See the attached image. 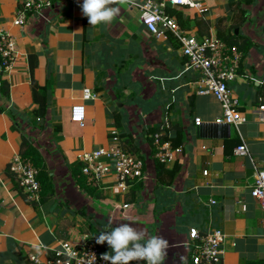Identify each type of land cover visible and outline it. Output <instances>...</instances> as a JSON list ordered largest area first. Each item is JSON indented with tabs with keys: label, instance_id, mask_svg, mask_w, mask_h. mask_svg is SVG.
Masks as SVG:
<instances>
[{
	"label": "crops",
	"instance_id": "crops-1",
	"mask_svg": "<svg viewBox=\"0 0 264 264\" xmlns=\"http://www.w3.org/2000/svg\"><path fill=\"white\" fill-rule=\"evenodd\" d=\"M192 1H208L203 5L209 9L204 18L184 9L186 16H195L191 30L199 34L196 22L205 21L206 35H217L218 29L227 34L233 27L236 35L253 43V49L243 53L239 76L230 86L246 119L239 128L216 123L222 116L220 103L196 93L199 76L186 69L176 41L151 34L139 9L121 4L111 24L91 26L82 14L83 0H53L43 17L33 15L26 26L18 27L14 20L22 0H0V30L10 33L18 52L13 67L0 76L10 84L11 105L18 112L33 114L39 107L33 83L52 89L50 134L39 138L45 141L41 150L56 186L54 198L36 205L18 191L8 169L21 152V133L0 113V264H32L30 254L43 259L45 250L60 240H82L87 235L67 224L79 215L94 221L105 215L112 227L132 223L147 236H163L171 244L165 264H188L191 228L225 232L221 264H264V208L251 196L255 172L264 170V120L258 112L264 105V0H250L248 13H240L232 23L227 18L232 13L230 4L219 15L218 7L226 6L227 0ZM222 24L227 27L222 29ZM116 67L122 71L116 73ZM86 89L96 94L94 100L84 99ZM117 92L125 109L124 124L132 132L133 125L139 129L141 135L133 133L148 166L144 187L126 222L110 219L125 198L113 194V178L106 182L107 189L100 190L106 198L97 203L77 186L72 172L82 154L108 147ZM81 109L83 125L72 121ZM195 119L203 124L196 125ZM166 121L170 127L179 125L184 136L175 155L181 169L168 186L156 180L152 149L146 143L147 128ZM55 125L61 126L59 133L54 132ZM242 139L250 157L234 153ZM40 243L44 247L38 252L34 245Z\"/></svg>",
	"mask_w": 264,
	"mask_h": 264
},
{
	"label": "built area",
	"instance_id": "built-area-1",
	"mask_svg": "<svg viewBox=\"0 0 264 264\" xmlns=\"http://www.w3.org/2000/svg\"><path fill=\"white\" fill-rule=\"evenodd\" d=\"M128 8H137L143 13L142 22L148 31L157 39L166 41L174 38L179 44L180 52L184 58L187 70L198 74L195 82L198 95L213 96L221 105L222 116L216 120L217 124L239 128L246 123V119L239 111V101L234 97L230 86L239 76V70L244 60L243 52L236 45H229L212 33L199 37L196 30L183 28L175 17L166 12L167 6H180L184 9L194 11L205 17L208 13L200 2L192 0H130L126 2ZM53 7V0H22L14 25L24 27L33 15L43 17L45 10ZM171 36V37H170ZM0 57L4 71L13 67L18 59L16 42L8 31L0 30ZM85 100H94L96 94L86 89L83 91ZM72 116V121L83 125V110H78ZM264 120V105L258 108ZM196 125L203 124L201 119H195ZM166 134L164 132L152 135L155 147V158L162 164L170 166L176 162L175 155L180 151L173 149L169 141L163 142ZM109 145L92 152L84 153L80 157L83 164L81 173L86 177V183L99 190L107 189L106 182L113 178L114 195L124 196L134 181H145L144 161L138 154L129 150L124 143L119 130L116 127L110 129ZM235 155L250 157V150L242 139L234 150ZM10 172L14 174L16 183L21 188L26 198L31 203L41 202V184L38 181V169L30 159L24 158L21 153L16 154L9 166ZM207 171L204 172L207 175ZM254 183L251 188V196L264 208V170H256ZM212 204H216L212 201ZM134 205L122 204L116 206L119 213L129 220V212ZM227 235L221 229H215L203 233L197 228H191L189 239L186 243L188 257L191 254L193 264H221L225 253ZM73 253L69 256L68 250ZM43 259L35 254H30L29 259L33 264H109L101 259L105 252L103 245L97 244L96 239L85 236L82 240H60L52 248H47ZM136 262H133L135 264Z\"/></svg>",
	"mask_w": 264,
	"mask_h": 264
},
{
	"label": "trees",
	"instance_id": "trees-1",
	"mask_svg": "<svg viewBox=\"0 0 264 264\" xmlns=\"http://www.w3.org/2000/svg\"><path fill=\"white\" fill-rule=\"evenodd\" d=\"M243 2L246 5L251 4L250 0H239L233 1L230 3V5H235L236 3ZM166 12L169 16L175 17L177 21L180 23V25L185 28L189 29L191 27V24L194 22L192 19L195 18V16H186L184 12V8L180 6H167ZM246 14V10H243ZM197 17V16H196ZM197 28L199 31L200 37L205 36L207 33L206 29H208L207 23L205 21H198ZM85 31L83 33L85 39L87 37V22L85 20ZM209 35V34H208ZM217 36L221 40L227 42L229 45H236L238 48L244 53L248 54L253 49V43L245 38H242L241 35H236L235 28L231 27L229 32L225 34L223 31L218 29ZM171 37V36H170ZM172 41H174V38H170ZM176 46L179 47V44L176 42ZM2 58L0 57V76L4 72V67L2 65ZM127 63L124 62V66ZM124 66H121L122 69ZM126 67V66H125ZM122 69L116 67V73L122 71ZM33 89L34 93H38L36 96V101L38 102V109L33 114L28 113H21L18 112L12 105H11V94H10V84L7 80L1 78L0 79V113L5 114L9 117V119L12 121L13 126L12 128L18 132L21 133V155L24 158L30 159L34 166L38 169V181L41 184L42 192H41V203H45L47 201H50L52 198L56 195V186L53 176L51 175L48 166L47 161L44 156L42 149V145L44 139L43 138H36L33 137L34 135L38 136V134L45 136H49L50 129H51V120H50V103L53 99V96L51 94V87L45 86L40 87L37 82L33 83ZM115 92V91H114ZM120 92H117L115 101V109L113 110V113L111 114V121L113 123V126L121 130V137L126 141L128 145L132 147V149L129 148V150L135 152L139 155V157L144 161V174L147 173V163L146 158L142 155H140L139 146L137 143V140L134 136V133L130 131L127 127V125L124 124V111L125 109L121 108L119 101L121 100ZM119 104V105H118ZM117 106V107H116ZM61 130L60 125L54 126V132L59 133ZM164 132L166 134L165 139H163V142L169 141L171 143V146L173 149H178L183 146V129L179 127V125H171L168 124V121L163 122L162 124L149 127L146 130V143L149 144V147L152 149V161L153 165L155 166V177L156 180L164 186H168L173 184L177 173L181 169V165L176 162L173 166V168H168L165 164L160 163L156 158V150L153 146V138H151L152 135H155L156 133ZM171 133V138L168 136ZM125 143V142H124ZM125 143V144H126ZM83 164H78L73 169V176L75 178V183L77 186L89 197L93 198L95 202L101 203L102 200L106 198V195L104 191H100L98 188L91 187L86 183V177L82 175ZM10 172V169H8ZM144 187L143 181H134L130 183L129 191L124 195L125 198L123 200V203L126 204H136L139 198V193L141 192L142 188ZM18 191H23L17 184ZM24 194V193H23ZM25 195V194H24ZM26 196V195H25ZM31 203V202H30ZM36 205V203H32ZM84 215L86 212V208L83 210ZM89 218V217H88ZM102 219L105 220V217ZM87 224H89V228L91 230L92 236L96 239L97 236L100 234L101 231L108 230L107 225L102 223V220L96 219L94 221V218L90 217L87 220ZM102 228L104 230H102ZM105 250L112 251L110 247L108 246L107 242H105ZM188 264H193V261L191 259V254L189 256ZM245 264H254L251 261L246 262Z\"/></svg>",
	"mask_w": 264,
	"mask_h": 264
},
{
	"label": "clouds",
	"instance_id": "clouds-1",
	"mask_svg": "<svg viewBox=\"0 0 264 264\" xmlns=\"http://www.w3.org/2000/svg\"><path fill=\"white\" fill-rule=\"evenodd\" d=\"M130 0H83L80 5L82 14L87 17L91 26L111 24L119 15V5ZM107 242L112 253L105 252L101 259L109 264H165L168 257L170 242L163 236H147L146 233L132 223H120L112 227L109 222L108 230L101 231L96 243L103 245ZM43 244H36L34 248L39 252ZM72 256L71 250L67 253Z\"/></svg>",
	"mask_w": 264,
	"mask_h": 264
},
{
	"label": "rangeland",
	"instance_id": "rangeland-1",
	"mask_svg": "<svg viewBox=\"0 0 264 264\" xmlns=\"http://www.w3.org/2000/svg\"><path fill=\"white\" fill-rule=\"evenodd\" d=\"M155 1H162V2H164V0H155ZM196 1V0H195ZM228 1L230 2V1H233V0H227V5L226 6H222V7H218L219 9H220V12H219V15H223V14H225L227 11H228V7L230 6L229 4L230 3H228ZM235 1H239V0H235ZM202 4H204L205 5V3L206 4H209V2L208 1H204V2H201ZM241 4H243V2H241V3H236L235 5H231V8L230 9H232L231 11H232V13H230L229 15H228V13H227V18H228V20H230V23H232V22H234V19L235 20H237V16H239L240 17V13H242V14H245V12H243L242 10H246L247 11V8H246V4H243L242 6H245V7H242L241 6ZM233 7V8H232ZM183 9V8H182ZM209 9V8H208ZM242 9V10H241ZM247 13H248V11H247ZM238 14V15H237ZM211 15V13H209L208 14V16H210ZM221 20H223L222 22H224V20L225 19H221ZM221 27H222V29H225L226 27H227V25H224V24H222L221 25ZM111 99V98H110ZM134 126V128H135V125H133ZM133 128V130L136 132V133H138V134H140V132H139V129H134ZM133 131V132H134ZM135 133V134H136ZM141 135V134H140ZM140 135H139V137H140ZM41 136V134L39 135L38 134V136H36V135H34L33 137H36V138H39ZM123 141H124V139H123ZM125 143H126V141H124ZM126 145H128V144H126ZM128 148H130V149H132V147L130 146V145H128L127 146ZM16 155V154H15ZM14 155V156H15ZM12 161V160H11ZM11 161H10V163H11ZM134 209V208H133ZM88 210H90V209H88ZM113 211H114V209H112ZM132 211V210H131ZM130 211V212H131ZM109 213H111L110 211H109ZM109 213L107 212V214L109 215ZM113 213V212H112ZM116 213V215H115V217L114 218H112V216L113 215H111L110 216V219H112L113 221L114 220H122V221H125L126 219L123 217V215L121 214V213H119V211H117V212H115ZM97 214H99V213H97ZM97 214L95 213V215L97 216ZM102 215L101 214H99V217L98 218H100ZM77 217V216H76ZM103 217H105L106 218V216L104 215ZM99 220H102V223L103 224H105V225H107V228H108V225H109V222H111V221H109V222H107L106 220H104V219H102V218H100ZM86 221H87V218L86 217H81L80 215H79V217H77V218H74L73 220L71 219V220H69L68 222H67V224H69V227L71 228V227H74V232H77V231H80V234L81 235H83V234H85V235H87L90 239H95L93 236H92V233H91V230H90V228H89V224H87L86 223ZM157 221H158V223H160L159 222V218L157 217ZM126 222V221H125ZM112 223V222H111ZM112 226H113V223L111 224ZM72 229V228H71ZM73 230V229H72ZM102 230H104L103 228H102ZM151 230V229H150ZM105 231V230H104ZM81 235H79V236H81ZM33 264V263H32ZM135 264H137V262L135 263ZM140 264H143V262H140Z\"/></svg>",
	"mask_w": 264,
	"mask_h": 264
},
{
	"label": "water",
	"instance_id": "water-1",
	"mask_svg": "<svg viewBox=\"0 0 264 264\" xmlns=\"http://www.w3.org/2000/svg\"><path fill=\"white\" fill-rule=\"evenodd\" d=\"M235 32H236V34H238V30L237 29L235 30Z\"/></svg>",
	"mask_w": 264,
	"mask_h": 264
}]
</instances>
